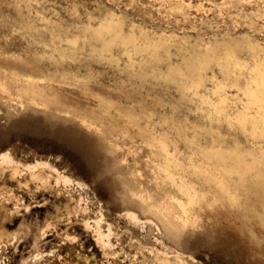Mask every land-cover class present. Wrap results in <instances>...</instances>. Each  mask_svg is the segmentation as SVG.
<instances>
[{"label": "clouds", "instance_id": "1", "mask_svg": "<svg viewBox=\"0 0 264 264\" xmlns=\"http://www.w3.org/2000/svg\"><path fill=\"white\" fill-rule=\"evenodd\" d=\"M85 261L264 264V0H0V264Z\"/></svg>", "mask_w": 264, "mask_h": 264}, {"label": "rangeland", "instance_id": "2", "mask_svg": "<svg viewBox=\"0 0 264 264\" xmlns=\"http://www.w3.org/2000/svg\"><path fill=\"white\" fill-rule=\"evenodd\" d=\"M81 259H82V260H85V258H83V257H82ZM85 264H86V261H85Z\"/></svg>", "mask_w": 264, "mask_h": 264}]
</instances>
